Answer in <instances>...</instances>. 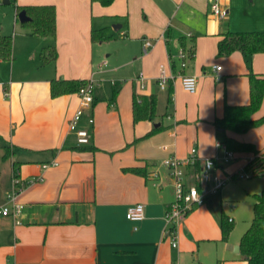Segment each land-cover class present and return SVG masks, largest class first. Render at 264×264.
I'll list each match as a JSON object with an SVG mask.
<instances>
[{
	"label": "crops",
	"instance_id": "0c3cea01",
	"mask_svg": "<svg viewBox=\"0 0 264 264\" xmlns=\"http://www.w3.org/2000/svg\"><path fill=\"white\" fill-rule=\"evenodd\" d=\"M233 1L217 0L227 10L220 18L212 13L213 0H113L108 5L93 0H18L16 6L53 5L56 30L53 36L15 33L11 56L0 58V206L12 189L14 173L23 180L40 177L18 193L22 209L16 219L0 213V264H188L195 258L198 264H205L198 259L195 247L200 241H221V230L219 236L194 228L201 213L212 220L203 204L221 201L217 193L195 206L178 226V249L170 248L165 234L164 214L174 190L169 170L160 158L186 156V151L176 145V128L183 124L167 113L165 117L172 122L166 125L153 121L156 113L151 119L133 121V100L155 94L150 89L135 93L133 82L140 81L141 75L135 71L127 78L131 83L128 90L113 88L110 95L97 97V80L104 74L123 76L119 71L129 63L116 58L106 69L110 54L101 59L105 40L93 41L90 35L93 29L106 28L113 38L117 31L128 39L131 48L127 56H134L131 65L150 76L143 77V89L149 82L157 86L159 62L172 58L179 48L197 50L196 59L189 61L182 73L196 77L198 89L189 93L200 102L204 88L215 83L208 106H214L213 123L222 116L226 103L249 101L250 73L264 76V69L257 66L256 53L234 51L222 55L227 56L222 60L226 66L215 69L218 41L224 33L264 30V18L242 22L243 29H234L238 20L229 8ZM147 40L152 46L138 60L135 54L140 45L143 50ZM48 48H53L56 56L43 62V53L49 55L45 51ZM207 60L211 68L202 75L199 67ZM135 61H139L137 67ZM54 79L94 82L92 107L78 124L92 132L88 147L78 146L75 133L68 128L79 96L77 92L51 96ZM172 88L169 82L168 92ZM167 98L172 101V95ZM175 103L178 105L176 96ZM89 115L93 125L87 121ZM262 115L264 95L254 116ZM158 126L162 127L146 136ZM221 130L224 138L232 135L239 141L252 142L264 154V123L242 133ZM223 139L216 144L222 147ZM235 153L244 154L246 163L253 157L250 152ZM53 160L57 165L42 167ZM133 167L141 172L131 171ZM218 167L222 168L220 164ZM135 203L143 204L139 221L125 216L127 208ZM229 242L239 244L225 241L230 252ZM221 256L219 264H247L241 254L234 257L223 252Z\"/></svg>",
	"mask_w": 264,
	"mask_h": 264
},
{
	"label": "rangeland",
	"instance_id": "374dc122",
	"mask_svg": "<svg viewBox=\"0 0 264 264\" xmlns=\"http://www.w3.org/2000/svg\"><path fill=\"white\" fill-rule=\"evenodd\" d=\"M17 4L18 0H9V3L7 4L0 1V28L4 34L8 33V35L11 36V39L14 37L15 33L18 34L21 31H30L31 29L30 22H21L18 19L17 12L15 11ZM229 8L235 15L234 17L236 20H238L236 24H233L234 29H243L242 22L252 21L254 19L257 21L259 18H264V0H236L230 4ZM244 31L247 30L244 29ZM185 35L187 36L188 34ZM102 46V48H104V52L101 59L104 60L105 55L110 54L109 57H107L109 59L107 60L106 69L114 63L116 58L120 62L129 63V65L124 63L123 67L119 71V73L123 76L118 75L115 77L109 76V74H104L101 80H97V83H95V88H97V97L110 95L113 88H123L124 90H128V88L131 87V83L127 80V78L133 71L137 74H141L145 79L150 77L145 72L138 71V68L131 65L132 61H134V56L131 58L127 56V52L131 48L130 43L127 38L119 35L117 31L114 32V38L103 41ZM187 48L188 47H185L184 49L186 53L185 60H187L185 66L189 63V61L193 62V59L195 60L197 57V50H194L193 57H188ZM181 49L182 48H179L176 54L169 60L167 58L164 63H158V73L155 79L160 76L161 66L164 68L166 74H172L174 76L171 81L173 86L171 93L168 92L167 89L169 82L166 84L164 89H161L158 84L155 86L152 82H149L146 88L143 89L140 86V81L136 79L137 81L135 80L133 82V89L135 93L138 94L147 89L152 90V92L156 94V117L153 121H161L164 125L172 122L165 117V113L171 114L174 117L175 122L176 119L181 121L179 123L183 124L182 128H176V145L178 150L182 152L186 151L185 153H187V156L190 150L194 148L200 159H216L222 168L218 167L215 171L221 177L235 174L234 178H229L227 182L224 183V185L218 190L216 195L221 201L218 203L214 201L212 204L210 202L203 204L205 209L209 212L212 220L207 219L206 216L201 213L197 219L198 225L194 228V230L196 229L197 232L202 231L209 234H213L215 232V234H219L220 236L219 217L221 213H224L225 215L233 218V225L228 236V241L239 242L242 234L248 228L252 220L255 194L260 193L261 190L264 189V177L263 175L251 177L243 176L245 174L243 167L246 163V156L244 154L234 152V158L224 161L223 158L225 156L226 149L223 146L220 147L217 145L218 143L216 144L217 141H221L224 138V131L221 130L222 128L215 126L212 123L214 113V106L212 103V109L208 107L210 101L209 94H215V83L212 82L208 87L204 88L202 102L199 101L198 97H195V94L186 92L180 79V74H182V69L184 68L181 65L182 59L179 56V51ZM135 55L139 60V58L146 56L147 52L144 53L142 45H140ZM256 55L257 66L264 69V51L257 52ZM222 60H227V56H222L217 52V65H219L220 68L222 66H226L223 64ZM135 63V66L137 67L139 61H135ZM244 63L247 64L248 61L245 59ZM211 64L212 63L209 60L201 63V66L199 67L200 73L203 75V71H206L208 74ZM198 85L199 84L196 82V89H198ZM169 95H172V101H168L167 97ZM175 96L178 97V105L175 103ZM100 99H102L100 100L101 102L108 104V101H103V98ZM160 159L162 162L165 158L162 157ZM184 234H188L187 228H185ZM178 237L177 228L175 247L171 245L172 239L169 237L167 238L170 248H179ZM197 244L195 252H197L198 259L203 261L205 264H219L222 260L221 255L223 252L229 254V256H240L239 252H235L233 250L230 252V250L226 249L227 244H225V241L223 240H206L200 241ZM228 244H231V242ZM188 262L198 264V260L196 258Z\"/></svg>",
	"mask_w": 264,
	"mask_h": 264
},
{
	"label": "trees",
	"instance_id": "16d2710c",
	"mask_svg": "<svg viewBox=\"0 0 264 264\" xmlns=\"http://www.w3.org/2000/svg\"><path fill=\"white\" fill-rule=\"evenodd\" d=\"M99 1L104 5L110 4L113 0H93ZM24 9L30 17L28 21L31 24L30 33L41 36L55 35V8L51 4L46 5H23L16 6L17 13ZM93 41H103L113 38L107 33L106 28L93 29L91 31ZM218 53L220 55H229L234 51H239L244 55H252L264 51V30L262 31H227L218 41ZM42 61L46 62L56 56L53 48L45 49ZM12 51V39L8 34L2 33L0 29V58H9ZM194 52V51H193ZM47 55V56H46ZM249 101L244 104L224 105L223 114L216 117L213 121L218 126L230 133H242L253 127L264 123V115L255 117L254 114L259 110L264 95V76L254 73L249 75ZM84 79H54L50 84V94L55 97L63 93L77 92L80 87L86 84ZM157 98L155 94L149 97L140 96L134 99L132 104L133 121L137 122L144 119H151L155 115ZM158 126L149 131L146 136L159 130ZM226 149L234 152H250L253 154L246 165L243 167L246 171H251L254 176H260L264 172V154L252 142L239 141L232 135H226L221 142ZM88 147V146H83ZM90 148V147H89ZM200 162L194 163V168L198 170ZM131 171L140 173L139 168H130ZM211 197V196H210ZM210 197L205 198V201ZM233 219L224 213L219 217V226L221 230V240L227 241L232 229ZM240 254L247 264H264V189L255 194L253 206V217L240 241Z\"/></svg>",
	"mask_w": 264,
	"mask_h": 264
},
{
	"label": "built area",
	"instance_id": "2783aa9c",
	"mask_svg": "<svg viewBox=\"0 0 264 264\" xmlns=\"http://www.w3.org/2000/svg\"><path fill=\"white\" fill-rule=\"evenodd\" d=\"M212 13L222 18L227 14V10L221 8L217 0H213ZM152 46L151 41H145L143 44V51ZM179 56L182 59V67H185L187 63L186 53L184 49L179 51ZM188 57H193V52H187ZM215 69H220L219 65L215 66ZM172 74H166L164 68L161 66L160 76L157 78V84L160 88H165L168 82L173 79ZM143 76L140 75V86L144 87ZM181 84L183 88L193 93L196 90V77L193 75L180 74ZM94 82L87 80L86 84L79 88L77 94L79 96V106L73 113L68 121L69 130L73 131L76 135V143L78 146H88L91 143L92 132L89 128L80 127L79 121L86 114L87 110L92 107L94 101L93 95ZM7 95V92H5ZM87 121L89 125H93L94 119L91 115L88 116ZM225 148V146L223 145ZM226 149V148H225ZM196 150L192 148L189 154L185 157H178L171 155L163 160L164 165L169 170V179L173 185L174 196L169 205V208L165 211L164 219L167 227L165 234L171 238V245L176 246L177 228L184 221L189 212L197 205L205 202V198L215 195L218 190L227 182L229 178H234L235 174L221 177L215 171L219 166V162L214 158H202L200 159ZM234 158V152L226 149L224 161ZM252 159V158H251ZM199 161L200 168L196 170L194 163ZM57 165L56 161L50 163H43V168ZM188 168L194 170L188 172ZM264 177V172L261 174ZM243 176L251 177L254 173L246 171ZM39 178H31L23 180L17 173L12 176V189L6 195V203L0 206V213L2 215L12 216L14 219L20 214L22 204L17 201L18 193L28 184L38 181ZM126 218L131 221H139L143 218V204L135 203L127 208ZM18 222V220H16ZM172 264H182L179 261H174ZM193 264V263H188Z\"/></svg>",
	"mask_w": 264,
	"mask_h": 264
},
{
	"label": "water",
	"instance_id": "95a60500",
	"mask_svg": "<svg viewBox=\"0 0 264 264\" xmlns=\"http://www.w3.org/2000/svg\"><path fill=\"white\" fill-rule=\"evenodd\" d=\"M2 3L7 4L9 3V0H2ZM17 17L21 22L28 21L30 17L26 14V11L24 9L20 10L17 13ZM228 248L235 252H240V246L239 244H228Z\"/></svg>",
	"mask_w": 264,
	"mask_h": 264
}]
</instances>
